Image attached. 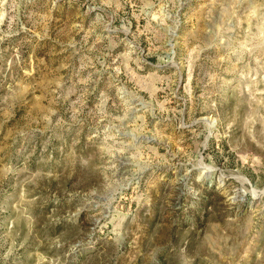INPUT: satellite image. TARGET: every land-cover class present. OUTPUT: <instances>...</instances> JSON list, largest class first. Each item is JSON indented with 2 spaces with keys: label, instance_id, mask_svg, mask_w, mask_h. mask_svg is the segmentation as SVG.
<instances>
[{
  "label": "rangeland",
  "instance_id": "obj_1",
  "mask_svg": "<svg viewBox=\"0 0 264 264\" xmlns=\"http://www.w3.org/2000/svg\"><path fill=\"white\" fill-rule=\"evenodd\" d=\"M0 264H264V0H0Z\"/></svg>",
  "mask_w": 264,
  "mask_h": 264
}]
</instances>
